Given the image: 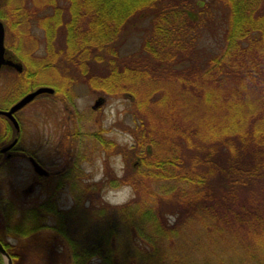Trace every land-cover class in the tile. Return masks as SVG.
I'll return each mask as SVG.
<instances>
[{"label": "trees", "instance_id": "trees-1", "mask_svg": "<svg viewBox=\"0 0 264 264\" xmlns=\"http://www.w3.org/2000/svg\"><path fill=\"white\" fill-rule=\"evenodd\" d=\"M6 8L8 33L26 36L36 24L45 42L40 60L33 48L11 47L25 64L17 74L25 90L10 106L44 84L74 106L85 84L128 100L122 129L131 138L121 145L104 129L91 133L81 123L93 116L75 112L78 152L44 186L47 198L0 206L13 264H264V0H6ZM145 18L140 49L121 58L129 23ZM213 29L223 45L201 55ZM49 71L55 83L41 82ZM97 154L119 157L123 170L91 182L82 167ZM124 188L128 202L105 200ZM63 193L72 207L61 205Z\"/></svg>", "mask_w": 264, "mask_h": 264}, {"label": "rangeland", "instance_id": "rangeland-1", "mask_svg": "<svg viewBox=\"0 0 264 264\" xmlns=\"http://www.w3.org/2000/svg\"><path fill=\"white\" fill-rule=\"evenodd\" d=\"M20 1L22 0H13V4H16ZM148 26L149 20L146 18L141 21L132 20L129 23L127 31L123 35V39L119 45L121 58H127L140 49L141 38L143 37L144 30ZM26 32L29 35H37L38 42L35 44L34 42L30 41L28 39L29 35L26 33L25 36L24 31L22 37L16 38L13 36V34L8 33L7 43L9 50L17 55L11 47L17 46L19 44L23 53H26L31 48H33L32 51L35 52L38 60L42 59V57L45 55L43 31L36 24H34L30 29L26 30ZM222 45L223 38L221 30L213 29L209 33V36L206 35V37L202 39L200 45L201 55H206L205 53L209 54L212 52L216 53L221 49ZM99 69L101 70V67H99ZM53 74L54 73L52 71H49L48 75L45 76L44 80H41V82L55 83L57 75ZM22 83L23 81L20 80L16 73L9 72L7 74V94L6 99L2 102V105H4L3 107H9L10 104L16 100L25 90V87L22 86ZM75 93L76 99L74 106H70L68 101H64L63 99L60 100L57 96L53 98L45 97L31 103V105L18 114L23 127L25 147H27V145H34L39 141L42 143V145L47 146V143H49V138H54L56 135V140L58 141L61 136L69 135L72 132V122L75 120V117L69 122L67 119H70L72 116H74L75 111L79 112V115L85 114L88 116H93V120L82 121L81 126L83 129H88L91 133H96L99 131V129H104L107 140L115 141L121 145L130 143V135L122 129V127H126L129 124V120L126 119V117H128L127 110L129 108L127 107V99L123 100L108 98L106 102L101 107H99L97 111H95L92 109V107L94 106L96 100H98V97H101L99 94L93 93L92 90H90L85 84L76 86ZM4 122L5 118L0 117V123L4 124ZM93 150L94 148L91 149L89 154L90 156L93 155L91 153ZM45 156H48L47 159H53L54 161L50 162L55 163H58V159L62 158L57 153H55L54 150H50L49 155L45 153ZM92 158L93 159L90 162H86V164L82 167L83 172H86V176L91 180V182L100 181L104 177L105 173L107 174V169L110 171L112 170L119 172L124 168L123 162L119 157L108 158L102 154H97ZM22 167L23 170L18 171L17 176L7 175L6 177L2 178V186L0 187V203H2V201L6 203L13 201L15 205H17V208L21 209L22 207L33 206L45 199L44 189H37L36 193L32 196L29 194H24L21 191L26 188L27 185L32 183L33 177L28 163H23ZM45 196H48L46 192ZM132 197L133 191L129 188H124L122 190H110L104 195V198L108 203L115 205L124 204L132 199ZM60 201L61 205L65 208H70L73 206L72 197L66 193H63L60 196ZM0 206H2V204H0ZM8 207L10 209L12 206L8 205ZM0 220L2 221V219ZM2 233L4 232L2 231ZM2 233L1 236L4 237ZM4 239L8 243H14V237H11V239L10 237H4ZM19 250L20 253H24V250ZM26 253L29 255L32 253V251L26 250ZM3 264H6L5 259H3Z\"/></svg>", "mask_w": 264, "mask_h": 264}, {"label": "flooded vegetation", "instance_id": "flooded-vegetation-1", "mask_svg": "<svg viewBox=\"0 0 264 264\" xmlns=\"http://www.w3.org/2000/svg\"><path fill=\"white\" fill-rule=\"evenodd\" d=\"M7 16L8 15L6 8V0H0V22L3 24L5 29V39H4L5 52L3 55V62H1L0 64V105H1L0 110L1 111H7L10 109V107H3L4 105H2V102L6 99V94H7V74L9 72L16 71L15 68L9 66L7 62L8 60H13L14 62L18 63V61L15 59H20L8 48ZM56 96H57V92L55 90V92L52 94L45 93L37 96L31 103L37 101L40 98H45V97L53 98ZM31 103L20 109V111L14 113V116L19 124L18 129L14 125V123L9 120L8 117L0 115V117L5 118L4 124L0 123V178H1L0 187L2 186L1 183L2 178L6 177L7 175L17 176L18 171L23 170L22 164L26 162L30 166V172H32L33 174L32 183L27 185L26 188H24L21 191L24 194H29L30 196L34 195L37 189L43 190L45 185L47 188L51 187L53 182L58 180L57 177L61 175L62 172L66 171L67 168L71 166V163L75 161L74 156L78 152L76 151L78 142L73 141L71 139L72 133H70L67 136H61L58 139V141L56 140L57 139L56 135L54 138L53 137L49 138L48 139L49 143H47V146L42 145L40 141L31 146L28 145L27 147L24 146L23 127L21 125V119L18 116V114L21 111L25 110L29 105H31ZM96 103L94 105H96ZM98 107L99 106L96 105V107L93 106L92 109L97 111ZM74 116L76 117V114H74ZM71 119L72 117L67 120L71 121ZM8 126L11 128L10 131ZM50 150H54L55 153H57L59 156L62 157L58 159V163L50 162L54 160L47 159L48 156H45V153L49 155ZM40 168L42 169L40 170ZM47 188L46 190L44 188L45 199L47 198L45 196V192L47 194ZM0 204H2L3 207H8V205H11L12 207H17V205H15L13 201H9V203L2 201V203ZM2 231H5L4 225L2 226ZM4 237L8 238L5 235ZM4 237L3 238L0 237V241L5 246Z\"/></svg>", "mask_w": 264, "mask_h": 264}, {"label": "water", "instance_id": "water-1", "mask_svg": "<svg viewBox=\"0 0 264 264\" xmlns=\"http://www.w3.org/2000/svg\"><path fill=\"white\" fill-rule=\"evenodd\" d=\"M4 39H5V29H4L3 24L0 22V64H1V62H3V55H4V52H5ZM7 63H8L9 66L14 67L16 71H18L20 73L23 71V65L21 63L14 62L13 60H8ZM54 92L55 91H54L53 88L43 87V86L39 87L35 91H33V92L29 93L28 95H26L24 98H22L15 105H13L10 108V110H8V111H1L0 110V115L8 117L9 120L12 121L14 123V125L18 129L19 128V124H18L16 118L14 117V113L19 111L23 107H25L27 104H29L31 101H33L37 96H39L41 94H44V93L52 94ZM104 102H105L104 99L100 98L97 101L96 105L100 106ZM96 105H95V107H96ZM41 169L42 168H40V170ZM0 253L5 258L6 264H13L11 257L6 252L4 246H3V244L1 242H0Z\"/></svg>", "mask_w": 264, "mask_h": 264}]
</instances>
